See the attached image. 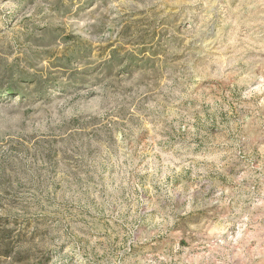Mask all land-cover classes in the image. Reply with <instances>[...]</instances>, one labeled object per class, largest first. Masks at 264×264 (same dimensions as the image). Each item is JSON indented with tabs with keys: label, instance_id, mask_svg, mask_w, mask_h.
I'll return each mask as SVG.
<instances>
[{
	"label": "rangeland",
	"instance_id": "rangeland-1",
	"mask_svg": "<svg viewBox=\"0 0 264 264\" xmlns=\"http://www.w3.org/2000/svg\"><path fill=\"white\" fill-rule=\"evenodd\" d=\"M0 264H264V0H0Z\"/></svg>",
	"mask_w": 264,
	"mask_h": 264
}]
</instances>
